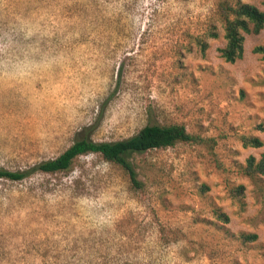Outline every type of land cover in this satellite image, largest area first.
I'll list each match as a JSON object with an SVG mask.
<instances>
[{
  "label": "rangeland",
  "instance_id": "374dc122",
  "mask_svg": "<svg viewBox=\"0 0 264 264\" xmlns=\"http://www.w3.org/2000/svg\"><path fill=\"white\" fill-rule=\"evenodd\" d=\"M218 1L0 0V167L147 124L209 141L130 154L141 188L100 152L0 178V264H264V28L227 61Z\"/></svg>",
  "mask_w": 264,
  "mask_h": 264
},
{
  "label": "trees",
  "instance_id": "16d2710c",
  "mask_svg": "<svg viewBox=\"0 0 264 264\" xmlns=\"http://www.w3.org/2000/svg\"><path fill=\"white\" fill-rule=\"evenodd\" d=\"M217 12L224 24L227 40L221 49L222 56L227 61L234 62L244 54L245 35L259 33L264 28V10L249 2L219 0ZM210 34L217 36L218 32L212 29ZM199 42L205 49L207 46L205 40L200 38ZM254 50L264 55V43L257 45ZM178 142L207 143L209 141L199 134L190 132L182 123L147 124L137 133L118 140L96 141L88 137L77 139L60 155L27 168L13 170L0 167V178L21 180L38 171L53 173L69 170L76 157L88 152H100L107 160L122 166L128 173L133 186L141 188L144 183L139 179L138 171L129 159L130 154L173 146ZM244 143L256 147L263 145L261 138L253 135L245 136ZM244 172L250 176L264 175V152L259 159L250 156L244 167ZM242 192L243 185L232 188L234 195H239ZM219 216L227 219V215L223 212H220ZM243 237L255 239L256 234H244Z\"/></svg>",
  "mask_w": 264,
  "mask_h": 264
}]
</instances>
